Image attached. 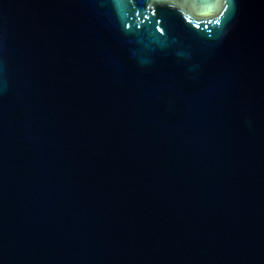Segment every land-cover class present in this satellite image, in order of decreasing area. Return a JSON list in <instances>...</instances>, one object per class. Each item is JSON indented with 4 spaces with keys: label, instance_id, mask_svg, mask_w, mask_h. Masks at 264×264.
<instances>
[{
    "label": "water",
    "instance_id": "95a60500",
    "mask_svg": "<svg viewBox=\"0 0 264 264\" xmlns=\"http://www.w3.org/2000/svg\"><path fill=\"white\" fill-rule=\"evenodd\" d=\"M0 264H264V0H0Z\"/></svg>",
    "mask_w": 264,
    "mask_h": 264
}]
</instances>
